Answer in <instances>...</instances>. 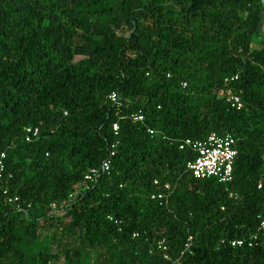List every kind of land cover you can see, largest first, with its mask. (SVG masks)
Here are the masks:
<instances>
[{
  "label": "trees",
  "instance_id": "16d2710c",
  "mask_svg": "<svg viewBox=\"0 0 264 264\" xmlns=\"http://www.w3.org/2000/svg\"><path fill=\"white\" fill-rule=\"evenodd\" d=\"M212 134L237 139L229 184L179 147ZM2 152L0 264H264L262 0H0Z\"/></svg>",
  "mask_w": 264,
  "mask_h": 264
},
{
  "label": "built area",
  "instance_id": "2783aa9c",
  "mask_svg": "<svg viewBox=\"0 0 264 264\" xmlns=\"http://www.w3.org/2000/svg\"><path fill=\"white\" fill-rule=\"evenodd\" d=\"M262 5L264 6V0H262ZM238 77L230 79V81L237 80ZM229 79L227 83L230 82ZM221 97L234 109H240L243 107V101L239 94H237L232 88L228 87L219 91ZM111 103L117 108L120 109L121 103L117 93H112L109 96ZM130 119L135 123H144L145 117L141 113H135L130 115ZM113 131L116 135H119L120 125L118 122L114 123ZM38 128H28L26 131V141L32 142L39 135ZM150 134H155L156 131L149 129ZM238 142L237 139L232 135L220 136L217 134H212L206 140H192L187 139L180 142V149L186 150L189 149L195 153V158L188 162L187 169L196 179H216L220 183L229 184L233 182L234 179V166L236 158L238 156ZM117 145H113L110 156L105 160L99 168H93L86 174V181L95 182L103 173H109L113 166V158L116 155ZM6 152L0 154V195L8 194L7 188H3L1 181L4 178V175L7 170L6 165ZM155 185L159 188V192L155 193L152 198L159 200L162 205H169V202L173 196L175 186L172 183H161L160 181H155ZM261 187V183L259 185ZM16 201V199L14 200ZM9 202H13V199H9ZM52 207H55L52 205ZM110 221H114L113 217H109ZM116 224H119L118 221H115ZM259 232H264V218L261 219ZM252 236L250 241L245 240H235L230 242L232 246H242L245 243L251 247L253 246ZM159 246L162 250L166 251L167 247L163 245V242L159 243ZM191 247V239L186 245L185 252L189 251Z\"/></svg>",
  "mask_w": 264,
  "mask_h": 264
}]
</instances>
